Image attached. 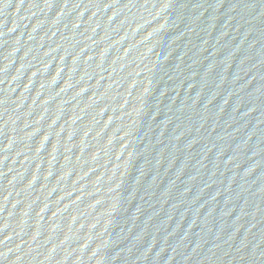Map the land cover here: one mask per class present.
<instances>
[{
    "label": "water",
    "instance_id": "water-1",
    "mask_svg": "<svg viewBox=\"0 0 264 264\" xmlns=\"http://www.w3.org/2000/svg\"><path fill=\"white\" fill-rule=\"evenodd\" d=\"M0 264H264V0H0Z\"/></svg>",
    "mask_w": 264,
    "mask_h": 264
}]
</instances>
